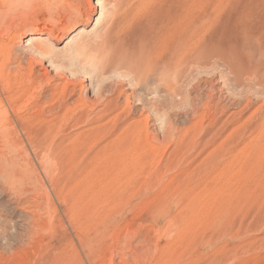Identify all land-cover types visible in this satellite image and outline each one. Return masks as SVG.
Wrapping results in <instances>:
<instances>
[{
  "label": "rangeland",
  "instance_id": "374dc122",
  "mask_svg": "<svg viewBox=\"0 0 264 264\" xmlns=\"http://www.w3.org/2000/svg\"><path fill=\"white\" fill-rule=\"evenodd\" d=\"M186 1L0 0V264H264V0Z\"/></svg>",
  "mask_w": 264,
  "mask_h": 264
},
{
  "label": "bare ground",
  "instance_id": "6f19581e",
  "mask_svg": "<svg viewBox=\"0 0 264 264\" xmlns=\"http://www.w3.org/2000/svg\"><path fill=\"white\" fill-rule=\"evenodd\" d=\"M28 1V0H27ZM176 1V3H174V4H172V5H170V6H168L167 8V11H166V15H165V20L167 21V28H169V30H167L168 31V33L165 31V33H166V36L168 37V36H170L171 37V35H172V37H175L176 38V40L180 43L179 44V47H178V44H176L177 45V47L180 49V50H178L179 51V53H180V51L182 50V48H180V45L181 44H184V42H185V40H186V34H184V33H186V32H183L182 34H178L177 32V25H179L180 24V21L182 20V18H183V16L185 15V13H186V8H187V1L186 0H175ZM203 8V7H202ZM187 14V13H186ZM79 16H82V14H78V15H72V14H70L66 19H65V21H64V23H63V27L62 28H65V27H68L69 26V28L67 29V31H66V33L64 34L66 37L67 36H69V35H71V33H73L74 31H76V29H77V24H78V22H77V19L79 18ZM188 16V15H187ZM189 17V16H188ZM79 20V19H78ZM191 20V19H190ZM264 20V19H263ZM72 21H74L73 22V25H69ZM193 21V20H192ZM164 23V22H163ZM188 23V22H187ZM62 24V23H61ZM182 25V24H181ZM189 26V25H188ZM55 27V26H54ZM85 27H86V24H85ZM57 28V27H56ZM188 28V27H187ZM50 30V29H49ZM187 30V29H186ZM183 31H185V30H183ZM181 33V32H180ZM164 34V33H163ZM199 34V33H198ZM258 37H256V42L258 43V47L256 48L257 50H258V52H259V54H260V56L262 57L261 58V61L260 60H257V62H255V63H253V65H252V67H251V70H253V74H255V75H257V76H260V81H263L264 80V48H261V45H262V43L264 44V35H257ZM13 37V36H12ZM25 37H31V39H33V40H37V41H42V40H48V38L45 36V34H43L42 32H38V33H29V34H27ZM164 37V36H163ZM171 37V38H172ZM194 39H195V37H194ZM166 40V39H165ZM188 41V40H187ZM254 42V41H253ZM177 43V42H176ZM251 43V42H250ZM40 44V43H39ZM42 44V43H41ZM254 44H255V42H254ZM185 45V44H184ZM184 45H181L182 47L184 46ZM39 46V45H38ZM254 46V45H253ZM257 46V45H256ZM255 46V47H256ZM176 47V48H177ZM172 50V49H171ZM185 50V49H184ZM257 52V51H256ZM176 53H177V51H176ZM254 53V52H253ZM143 55H144V53H142ZM4 55V54H3ZM147 55V54H146ZM257 55V54H256ZM3 59V58H2ZM2 59H0V120L2 119V118H4V113H6L5 112V106H4V103H3V99H2V93H4V92H8V90L10 89V87H11V82H12V79H13V76L14 77H17L18 76V74L16 75V74H14L13 73V71L10 69V63L9 62H6L5 60H2ZM7 59V58H6ZM164 59H165V57H164ZM258 59V58H257ZM255 60V59H254ZM10 61V60H9ZM214 62V61H213ZM197 63V62H196ZM179 64H181V63H179ZM179 64H178V66H179ZM170 65V64H169ZM176 65V64H175ZM167 66V65H166ZM199 67V66H198ZM167 68H169V67H167ZM23 69V68H22ZM165 69H166V67H165ZM169 71V70H168ZM157 72V71H156ZM247 72H249V70L247 71ZM165 74H167L166 72H164ZM241 73V72H240ZM245 73V72H244ZM20 75H21V73H20ZM182 75V74H181ZM164 76V75H163ZM183 76V75H182ZM255 77V76H254ZM164 78H166V77H164ZM15 80V79H14ZM14 84V83H13ZM253 84V83H252ZM13 92V91H12ZM213 95V94H212ZM13 101V100H12ZM13 108V107H12ZM16 108V107H15ZM19 109V108H18ZM20 110V109H19ZM7 111V110H6ZM39 111H41V110H39ZM21 112V111H20ZM42 112V111H41ZM41 112H40V114H41ZM16 114V113H15ZM5 115H7V114H5ZM42 115V114H41ZM29 116V115H28ZM16 118V117H15ZM18 118V117H17ZM19 119H21V118H19ZM23 119V118H22ZM20 121V120H19ZM18 121V122H19ZM22 121V120H21ZM25 122V121H24ZM14 124V123H13ZM22 125V124H21ZM30 125V124H29ZM32 125V124H31ZM2 126V125H1ZM5 127H6V125H5ZM24 128H25V126H23ZM22 127V128H23ZM14 128H15V126H14ZM17 128V127H16ZM15 128V129H16ZM23 128V129H24ZM27 128V127H26ZM13 129V128H12ZM22 129V130H23ZM41 129V128H40ZM10 130V129H9ZM25 130V129H24ZM2 131V129H0V132ZM13 131V130H12ZM18 131V130H17ZM16 131V132H17ZM47 132V131H46ZM4 132H2V134H3ZM9 133V132H8ZM11 133V132H10ZM26 133V132H25ZM48 133V132H47ZM1 134V135H2ZM12 134V133H11ZM27 135V134H26ZM46 135V134H45ZM7 136H8V134H7ZM29 136V135H28ZM8 138V137H7ZM4 139H5V137H4ZM68 139V138H67ZM62 141V140H61ZM65 141H66V139H65ZM10 142H12V141H10ZM67 143V142H66ZM68 144V143H67ZM70 144H72L71 142H70ZM64 145V144H63ZM1 146V145H0ZM70 146V145H69ZM65 147V146H64ZM67 148V147H66ZM69 148V147H68ZM69 150V149H68ZM59 151V150H58ZM64 151H66V150H64ZM6 152V151H5ZM60 153V152H59ZM64 153V152H63ZM261 153V152H260ZM2 154V153H1ZM63 155V154H62ZM240 155V154H239ZM254 155V154H253ZM60 156V155H59ZM61 157V156H60ZM246 157H249V155H247ZM245 157V158H246ZM254 157V156H253ZM64 158V157H63ZM252 159V158H251ZM256 159V158H255ZM261 159V158H260ZM237 160V159H236ZM241 160H242V158H241ZM243 160H245V159H243ZM249 160H250V158H249ZM256 161V160H255ZM243 165V164H242ZM252 166V165H251ZM249 167V166H248ZM246 168V167H245ZM262 192H263V190H262ZM248 223V222H247ZM250 223V222H249ZM246 224V223H245ZM246 228V227H245Z\"/></svg>",
  "mask_w": 264,
  "mask_h": 264
}]
</instances>
